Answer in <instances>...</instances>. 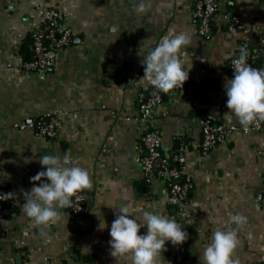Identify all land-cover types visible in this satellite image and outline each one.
Here are the masks:
<instances>
[{
	"label": "crops",
	"instance_id": "crops-1",
	"mask_svg": "<svg viewBox=\"0 0 264 264\" xmlns=\"http://www.w3.org/2000/svg\"><path fill=\"white\" fill-rule=\"evenodd\" d=\"M218 1L207 38L198 33L194 0H145L151 4L146 15L133 11L140 0H0V194L14 193L18 205L12 216L0 217V264H132L130 255L112 256L108 243L117 209L124 205L138 220L144 211L155 212L188 233L182 245L166 242L158 264H201L213 231L225 230L237 213L247 216L248 224L238 230L234 258L239 264L264 262V129L227 132L203 153L199 124L208 117L241 127L226 106L224 85L233 78L229 57L248 43L264 67V1ZM39 4L61 9L73 31L72 44L42 73L26 71L21 52L29 45ZM229 12L251 31L231 28L225 20ZM180 32L192 36L181 50L189 70L186 87L166 93L144 120L139 98L159 90L143 80L142 55L162 37ZM47 114L60 121L55 137L20 128L26 118ZM145 125L160 134L164 156L184 152L176 178L189 179L190 191L181 204L170 198L165 181L143 168L138 148ZM65 153L89 171L93 188L82 192L85 210L60 209L61 221L46 227L45 237L22 213L20 190L30 191L31 177L46 170L42 156ZM146 232V226L140 230Z\"/></svg>",
	"mask_w": 264,
	"mask_h": 264
},
{
	"label": "clouds",
	"instance_id": "clouds-1",
	"mask_svg": "<svg viewBox=\"0 0 264 264\" xmlns=\"http://www.w3.org/2000/svg\"><path fill=\"white\" fill-rule=\"evenodd\" d=\"M150 8V3L140 0L134 4L133 11L146 15ZM191 43L192 36L187 32L162 37L146 56L142 55L141 62L146 66L143 80L163 93L183 88L189 79V70L184 68L181 50ZM231 65L233 78L226 79L224 85L228 97L226 106L245 131L252 126L258 128L264 122V69L254 68L248 63L246 48L239 50L238 58L231 59ZM39 162L46 166V170L31 177L34 186L30 191L20 190L24 196L21 209L40 226L41 235L46 237L45 228L61 221L60 209L76 207L74 198L78 202V193L91 191L93 181L89 171L78 166L79 162L70 153L63 157L44 155ZM14 196L11 192L0 194V200ZM247 224V216L239 213L230 215L229 226L225 230L213 231L211 242L200 256L201 264H239V260L234 258L240 242L238 230ZM145 226L146 234H140ZM109 235L111 255L117 260L130 255L132 264H158V257L166 251V242L182 245L188 239V233L175 219L144 211L143 220H138L127 205L117 209ZM248 235L251 238V232Z\"/></svg>",
	"mask_w": 264,
	"mask_h": 264
},
{
	"label": "built area",
	"instance_id": "built-area-1",
	"mask_svg": "<svg viewBox=\"0 0 264 264\" xmlns=\"http://www.w3.org/2000/svg\"><path fill=\"white\" fill-rule=\"evenodd\" d=\"M194 10L195 17L198 20V33L204 37H209L212 33L211 21L214 20L219 12V1L194 0ZM225 20L233 29L241 30L246 33L251 31L238 14L229 12L225 15ZM30 36L32 57L28 60H24L22 67L29 72L42 73L46 71L48 67L55 64L61 50L72 44L73 31L67 25L66 15L61 9L45 7L39 4L36 7L35 19L32 21ZM242 46V48H246L248 51V63L254 68L264 69L263 66L258 67L255 65L257 56L251 52L249 44L242 43ZM238 56L239 52L231 59L238 58ZM231 59L229 61V71L233 76L234 69L231 65ZM185 87L186 82L183 85V88ZM183 88L177 87L168 93L175 94V92ZM163 98L164 95L160 91H153L148 94L143 93L140 96V113L144 120L148 118L151 109L160 103ZM199 124L202 131L201 150L203 153H207L215 147L227 132L242 131L249 133L253 130L264 129V122L260 123L258 128L252 126L248 131H245L242 126H227L215 122L208 117L200 118ZM59 125L60 121L52 114H47L40 118L28 117L20 122V128L31 127L40 134L50 138L57 135ZM144 129L143 144L139 146L138 151L139 159L143 164L146 174H152L154 172L157 179L166 182L165 190L169 193L173 201L179 204L185 202L190 191V180L175 181V178L182 174L186 160L183 150L174 158H167L163 155L161 149L162 138L160 134L156 130L150 129L149 125H145ZM171 159L175 164H171ZM157 161H159L160 164L158 168H156ZM150 180L151 178L148 181ZM78 198V202L74 198L76 207L67 208L73 214H81L85 210V198L82 192L78 193ZM17 207V203L12 199L0 200V217L12 216L17 210ZM24 264H29V260H25ZM257 264H264V262Z\"/></svg>",
	"mask_w": 264,
	"mask_h": 264
},
{
	"label": "trees",
	"instance_id": "trees-1",
	"mask_svg": "<svg viewBox=\"0 0 264 264\" xmlns=\"http://www.w3.org/2000/svg\"><path fill=\"white\" fill-rule=\"evenodd\" d=\"M213 22L214 21H211V27H212V33H211V35L213 34V31H214V28H213ZM30 34V33H29ZM210 35V36H211ZM209 36V37H210ZM208 38V37H207ZM28 46L27 47H24L23 48V50L21 51L22 52V54L24 55V58L26 59V60H28V59H30L31 57H32V50H31V36H29V42H28ZM255 65L256 66H258V67H260L261 66V62L260 61H258V59L256 58V61H255ZM163 95H164V98H166V93H163ZM163 98V99H164ZM216 122V121H215ZM164 155V154H163ZM171 161H172V159H171ZM171 164H175V162H171Z\"/></svg>",
	"mask_w": 264,
	"mask_h": 264
},
{
	"label": "water",
	"instance_id": "water-1",
	"mask_svg": "<svg viewBox=\"0 0 264 264\" xmlns=\"http://www.w3.org/2000/svg\"><path fill=\"white\" fill-rule=\"evenodd\" d=\"M158 164H159V161L156 162V165H158ZM175 181L178 182L179 178H176ZM141 187L144 189V184L143 183L141 184Z\"/></svg>",
	"mask_w": 264,
	"mask_h": 264
}]
</instances>
